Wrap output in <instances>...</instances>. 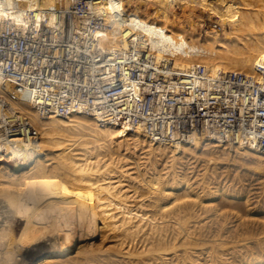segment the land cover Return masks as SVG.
<instances>
[{
	"label": "bare ground",
	"instance_id": "bare-ground-1",
	"mask_svg": "<svg viewBox=\"0 0 264 264\" xmlns=\"http://www.w3.org/2000/svg\"><path fill=\"white\" fill-rule=\"evenodd\" d=\"M231 250L264 264V0H0V264Z\"/></svg>",
	"mask_w": 264,
	"mask_h": 264
},
{
	"label": "rangeland",
	"instance_id": "rangeland-1",
	"mask_svg": "<svg viewBox=\"0 0 264 264\" xmlns=\"http://www.w3.org/2000/svg\"><path fill=\"white\" fill-rule=\"evenodd\" d=\"M206 25H207V23L205 22V27L208 26V25H207V26H206ZM230 247H231V245H230ZM239 248H240V247H239ZM235 250H236L235 253L239 252V251H237V250H238V247H237V249H235ZM243 252H245V251L243 250V251L237 253V255H236V254H235V255H236L237 257H240V256H238V255L241 254V253H243ZM231 254L234 255L233 252H232V250L229 251V257H231V259H232V258H233V259H232V260L229 259V260L231 261V264H232V263L234 264V263H235V259H237V257L235 256V257H236V258H235V257H233ZM230 255H231V256H230ZM234 258H235V259H234ZM233 260H234V261H233ZM204 261H205V260H203V262H204Z\"/></svg>",
	"mask_w": 264,
	"mask_h": 264
}]
</instances>
